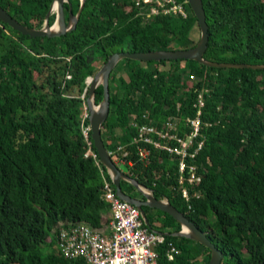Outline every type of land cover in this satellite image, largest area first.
<instances>
[{"label":"trees","instance_id":"1","mask_svg":"<svg viewBox=\"0 0 264 264\" xmlns=\"http://www.w3.org/2000/svg\"><path fill=\"white\" fill-rule=\"evenodd\" d=\"M52 1L0 0V7L19 24L41 29ZM81 1L70 0L74 14ZM134 1L85 0L76 27L57 37L29 38L0 22V264H88L64 257L56 245L59 223L85 221L101 228L103 213L110 211L102 198L103 179L111 182L110 175L101 162L84 156L80 114L89 96L86 80L98 72L96 61L104 64L114 53L188 49L200 37L188 3L186 18H146L137 14ZM202 3L208 26L203 58L264 65V0ZM64 9L68 20V3ZM49 18L53 24L56 14ZM109 91L101 133L115 161L122 153L117 147L136 133L134 120L147 113L161 126L178 118L182 130L203 93L204 146L196 162L204 177L189 188L190 202L180 195L177 166L166 153L154 151L145 167L132 146L127 174L203 232L223 254L220 264H264V70L123 58L110 73ZM103 97L100 84L96 104ZM120 181L127 195L142 196L131 182ZM144 211L152 230H180L167 213ZM170 245L178 250L173 261ZM155 250L159 264L210 260L207 248L183 237L167 235Z\"/></svg>","mask_w":264,"mask_h":264},{"label":"built area","instance_id":"2","mask_svg":"<svg viewBox=\"0 0 264 264\" xmlns=\"http://www.w3.org/2000/svg\"><path fill=\"white\" fill-rule=\"evenodd\" d=\"M134 2L137 14L146 18L153 15H177L186 18L189 13L187 0ZM86 82L90 85L87 80ZM85 92L82 98L85 97ZM194 107L197 108L195 117L187 118L182 130L178 118H169L161 126L153 123L152 119L149 120L147 113L141 119L134 120L132 126L136 133L129 143L117 147V151L122 153L116 164L132 166V160L127 159L132 146L135 147L137 158L145 167L151 165L154 151L168 154L177 166L180 195L189 203V188L199 185L204 177L196 162L204 146L201 133L205 107L203 93L197 95ZM80 119L82 134L87 144L84 156L92 157L99 164L100 157L94 150L91 139L92 128L87 99ZM204 126L210 125L205 123ZM180 132L182 135H179ZM102 198L109 204L111 219L103 221L105 227L103 225L101 228H95L85 221L59 223L56 245L60 254L68 259L84 258L88 264H159L155 248L165 243L166 235L149 229L139 209L118 195L112 181L103 179ZM170 246L172 248L168 259L173 261L178 250Z\"/></svg>","mask_w":264,"mask_h":264},{"label":"water","instance_id":"3","mask_svg":"<svg viewBox=\"0 0 264 264\" xmlns=\"http://www.w3.org/2000/svg\"><path fill=\"white\" fill-rule=\"evenodd\" d=\"M56 2L57 7L53 10V5ZM64 2L69 4V18L66 20ZM85 0L81 1L79 11L74 14L72 4L70 0H53L49 6V9L45 15L44 27L41 29L28 28L19 24L14 20L4 9L0 7V22L7 25L12 30L20 33L23 36L29 38H43V37H57L65 34L68 31L74 29L77 25L82 9L84 7ZM195 18L197 19L200 28V37L195 46L188 49L178 50H158L148 52H119L110 55L108 60L103 64L101 69L95 74L94 77H88L87 81L92 78L93 81L89 87V96L87 103L90 112V124L92 128V139L96 147L97 153L100 157L101 163L106 167L107 172L110 175L111 181L116 187L118 195L125 201L136 206L141 212V216L146 226L152 230L149 221L146 217L144 207L160 210L168 215L172 216L179 224L180 230L177 233L164 235H171L176 237H183L194 241L210 251V260L208 264H220L223 258V254L215 248V246L208 240L206 235L195 227L182 213L169 202L168 199L158 200L153 196V192L146 187L140 185L130 174L123 172L116 162L111 157L110 151L104 144L101 126L106 121L110 111V91H109V79L110 73L114 69L117 62L123 58H130L139 61H160V60H177V59H190L200 65L209 68L217 69H252V70H264V65L254 64H233V63H217L207 61L203 58V55L207 49L208 42V26L205 18V12L203 8L202 0H187ZM55 13L56 19L53 24L49 22L50 14ZM56 23H59L60 28L54 30L53 27ZM102 84L104 88V97L100 104L95 102V90ZM121 179L127 180L138 190L144 199H138L127 195L121 187ZM155 231V230H154Z\"/></svg>","mask_w":264,"mask_h":264},{"label":"rangeland","instance_id":"4","mask_svg":"<svg viewBox=\"0 0 264 264\" xmlns=\"http://www.w3.org/2000/svg\"><path fill=\"white\" fill-rule=\"evenodd\" d=\"M55 10V9H54ZM32 23H33V25H37L38 23H39V19H34L33 21H32ZM44 23V22H43ZM42 26V28L44 27V24H42L41 25ZM195 36H196V33H195ZM97 63H95V66H96V68H98V69H101V67L103 66V62L102 61H96ZM93 77V76H92ZM83 108H84V103H83V105H82V108H81V112H82V110H83ZM119 168L123 171V172H125V173H128L127 172V167L125 166V165H119ZM140 195H138V199H140ZM104 215H107V212H104L103 213V218H106V217H104ZM111 219V213L109 214V218L107 219L108 221ZM105 220V219H104ZM107 224V223H106ZM104 227H105V223H104ZM49 241V240H48Z\"/></svg>","mask_w":264,"mask_h":264},{"label":"bare ground","instance_id":"5","mask_svg":"<svg viewBox=\"0 0 264 264\" xmlns=\"http://www.w3.org/2000/svg\"><path fill=\"white\" fill-rule=\"evenodd\" d=\"M56 7H57V4H56V2H55L54 5H53V10L56 9ZM59 28H60L59 23H56V24L54 25V27H53L54 30H57V29H59ZM92 81H93V79L91 78V80L89 81V84H91Z\"/></svg>","mask_w":264,"mask_h":264},{"label":"crops","instance_id":"6","mask_svg":"<svg viewBox=\"0 0 264 264\" xmlns=\"http://www.w3.org/2000/svg\"><path fill=\"white\" fill-rule=\"evenodd\" d=\"M115 161V160H114ZM116 162V161H115ZM118 165V164H117ZM119 165H122V164H119ZM118 165V166H119ZM109 214H110V211H108L107 212V215H104V217H106V218H104L105 220L104 221H107V219L109 218ZM156 231V230H155ZM159 232V231H158ZM162 233V232H161ZM164 233V232H163Z\"/></svg>","mask_w":264,"mask_h":264},{"label":"flooded vegetation","instance_id":"7","mask_svg":"<svg viewBox=\"0 0 264 264\" xmlns=\"http://www.w3.org/2000/svg\"><path fill=\"white\" fill-rule=\"evenodd\" d=\"M64 3H66V2H64ZM140 198H142V196Z\"/></svg>","mask_w":264,"mask_h":264},{"label":"clouds","instance_id":"8","mask_svg":"<svg viewBox=\"0 0 264 264\" xmlns=\"http://www.w3.org/2000/svg\"><path fill=\"white\" fill-rule=\"evenodd\" d=\"M119 167V166H118Z\"/></svg>","mask_w":264,"mask_h":264}]
</instances>
